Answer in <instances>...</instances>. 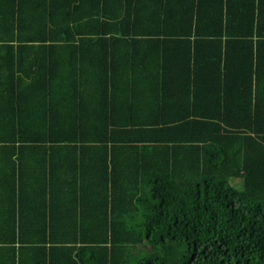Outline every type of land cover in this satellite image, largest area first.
Here are the masks:
<instances>
[{"label":"trees","instance_id":"trees-1","mask_svg":"<svg viewBox=\"0 0 264 264\" xmlns=\"http://www.w3.org/2000/svg\"><path fill=\"white\" fill-rule=\"evenodd\" d=\"M2 154L0 264H264V0H0Z\"/></svg>","mask_w":264,"mask_h":264},{"label":"crops","instance_id":"crops-1","mask_svg":"<svg viewBox=\"0 0 264 264\" xmlns=\"http://www.w3.org/2000/svg\"><path fill=\"white\" fill-rule=\"evenodd\" d=\"M154 70L156 71V68ZM169 71L172 72V73H171V76L169 77L170 82H168V83L170 85H177L178 84V80L174 78L176 75H178L177 74V69L169 68ZM129 72H130V74L132 73L134 75V78H131V81L135 80L139 84H142L143 87L145 88V90L147 88H150L151 86H153L155 84V81H153V79H150V80L144 79V76L146 75V71L143 72L140 68H135L134 70H130L129 69ZM164 97H165V95H164ZM164 100H165V98H164ZM68 145L69 146H73V144H71V143H68ZM77 145L79 146L80 143H76V146ZM3 157H4L3 154H2V156L0 155V166H2L1 163L3 161ZM1 173H2V170H0V174Z\"/></svg>","mask_w":264,"mask_h":264}]
</instances>
